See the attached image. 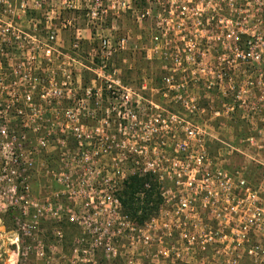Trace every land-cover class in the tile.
<instances>
[{
  "label": "built area",
  "instance_id": "built-area-1",
  "mask_svg": "<svg viewBox=\"0 0 264 264\" xmlns=\"http://www.w3.org/2000/svg\"><path fill=\"white\" fill-rule=\"evenodd\" d=\"M67 1L62 10L81 9ZM82 2L85 24L95 30L97 41L92 56L88 54L89 68H84L94 74L93 81L105 85L84 88L71 105L70 56L61 50L60 35L74 29L77 47L83 37L76 19L58 13L54 17L51 7L42 16L41 35L32 17L24 21L31 14L24 0H0V209L17 207L14 241H31L27 252L20 253L18 246L15 262H8L32 258L27 264H264V196L242 170L231 172L213 163L206 147L208 141H220L207 128L220 120L229 123L239 115L240 123L264 124L258 116L264 112V0ZM125 16L138 26L151 22L159 31L152 52L165 64L163 90L181 100L177 94L199 83L206 92L224 94L226 117L217 110L206 116L197 103L181 101L180 106L197 117L170 112L140 117L139 102L132 100L139 97L136 90L113 79V58L127 49L130 37L104 35L102 29L107 22L115 29ZM187 29L190 36L180 37ZM54 59L61 60L60 80L52 69L39 77L41 62L51 66ZM147 88L140 86L141 91ZM89 121L97 126L87 130ZM69 137L77 151L67 160ZM51 140L60 143L64 166L52 174L59 189L41 198L36 182L20 174L36 171L35 160L27 158ZM23 142L31 147L27 156ZM245 142L257 147L252 136L241 144ZM220 143L228 154L246 155ZM104 157L108 164L101 161ZM134 176L153 180H146L134 194L135 202L147 200L152 210L142 223L139 216L125 212L121 199ZM42 223L54 226L50 235L57 243L64 237V225L76 230L68 256H58L55 245L44 244Z\"/></svg>",
  "mask_w": 264,
  "mask_h": 264
},
{
  "label": "rangeland",
  "instance_id": "rangeland-1",
  "mask_svg": "<svg viewBox=\"0 0 264 264\" xmlns=\"http://www.w3.org/2000/svg\"><path fill=\"white\" fill-rule=\"evenodd\" d=\"M10 4H18L20 0H7ZM67 0H24V4H27L31 8L30 17L24 19L28 21L29 18H33L34 22L38 24L39 34H43L44 30L40 27L43 21V15L45 11L53 7V16L57 17V13L60 18L66 19H76V28H79V34L83 37L81 41H78V46L75 47L74 44L77 42L75 38L74 29L70 31L61 32L60 38L63 39V44L60 46L63 52H67L70 56L68 62L69 77H70V103L73 105L76 102V97L82 90L86 87H91L97 89L99 86H104L105 82L101 80L93 81L94 74L88 69L90 65V58L88 54L92 56L93 49L97 47V41L93 38L94 29L88 28L85 24V4L82 0H68L71 5L79 6L81 9L78 10H62V3ZM57 22V21H56ZM110 22H107L103 26L104 35H123L128 34L130 37L127 49L122 51L120 54L113 58L112 64L114 69H117V73L114 74L113 79H119L122 85L131 86L136 90L132 100L139 102V116L140 117H150L157 115H166L167 112L177 113L185 118L197 117L190 114V111L180 106V102H186L189 104H198V108L206 109L207 115L211 110H217L224 115V110L221 105L226 101L224 94L219 92H206L203 90L202 85L195 84L191 91L181 92L178 95L181 96V100H178L173 92H165L163 90L162 79L165 74L163 71V62L158 60L157 55L152 52L153 48V38L158 35V30L152 27L151 22L147 24L138 26L133 23L129 16H125L116 21L113 30L110 29ZM174 30H168L169 34H172ZM178 31V30H176ZM191 30H181L180 37L185 35L187 38L190 36ZM61 43V42H59ZM147 57L151 59H147ZM40 63V62H39ZM61 60L54 59L51 66H47L45 62H41L40 69L38 70L39 77H45V70L52 69L56 80H60V66ZM110 73V71H109ZM147 85V91H141L140 86L142 84ZM231 102V97H228ZM92 101L89 102V107L92 108ZM159 106V108L153 107V105ZM190 109V108H189ZM201 116V115H199ZM259 117L264 119V112H260ZM236 122L229 123L219 122L208 125V132L218 136L220 141L229 144L233 148L239 150H244L246 155H240L238 153L228 154L226 146L220 141H208L207 142V152L211 156L213 163H219L227 170L234 172L236 170H242L244 178L254 187L258 188L261 196H264V124L258 123L254 125L240 123L239 115L233 117ZM219 123V124H218ZM97 126L96 123L89 121L87 123V130H91L93 127ZM11 130H16L18 133L29 135L30 131L24 129L20 126H11ZM53 132H55L53 126ZM248 136L254 137L257 142V147H248L246 142L241 144ZM33 143V142H32ZM65 143V142H64ZM67 143V160L72 158V155L77 151V145L69 137L66 140ZM60 143L54 140L48 142L47 146L40 149L37 147V153L34 157H28V160H35L36 171H28L21 173L20 175L28 176L31 180L35 181L37 188L40 191L41 198L49 196L52 192L59 189L57 182L54 180L52 174L58 172L63 164V158L60 156ZM31 147L28 146V142H23V155H28V150ZM64 151V150H62ZM103 163L108 164L109 158L104 157L101 159ZM153 184V180L148 178ZM147 201V200H146ZM143 204L133 202L131 204V212L129 213L133 217L139 216L137 220L142 223L149 215L152 210L147 208L146 202ZM150 202V200H149ZM149 206V205H148ZM17 207L13 205H4L0 209V264H10L15 260V251L19 246L20 253L27 252V248L31 241L27 238H21L17 243L14 241L12 235L13 231L16 229V218H17ZM140 211V214L138 212ZM54 226L48 223H42L41 229L45 231L44 237L41 239L47 246L49 244L55 245V254L60 256V254H66L68 256L72 240L77 235L74 228L64 225L62 227L63 239L62 242L57 243L54 238L50 235V230ZM8 259L11 262H8ZM33 260L28 259L26 263L22 260L18 264H27ZM15 262V261H14Z\"/></svg>",
  "mask_w": 264,
  "mask_h": 264
},
{
  "label": "trees",
  "instance_id": "trees-1",
  "mask_svg": "<svg viewBox=\"0 0 264 264\" xmlns=\"http://www.w3.org/2000/svg\"><path fill=\"white\" fill-rule=\"evenodd\" d=\"M148 180V178H138L137 176L131 177L127 184H125L124 189L122 191V204L125 212H131V204L133 202L134 194L140 190H142L143 185L145 181ZM152 192H147L146 197L147 199H150L152 196Z\"/></svg>",
  "mask_w": 264,
  "mask_h": 264
},
{
  "label": "crops",
  "instance_id": "crops-1",
  "mask_svg": "<svg viewBox=\"0 0 264 264\" xmlns=\"http://www.w3.org/2000/svg\"><path fill=\"white\" fill-rule=\"evenodd\" d=\"M234 122H236V121L234 120L232 123H234Z\"/></svg>",
  "mask_w": 264,
  "mask_h": 264
}]
</instances>
